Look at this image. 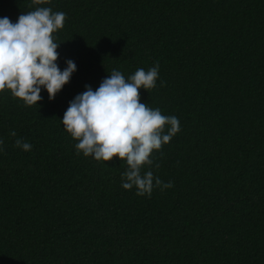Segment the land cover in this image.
Returning <instances> with one entry per match:
<instances>
[{
	"label": "trees",
	"instance_id": "trees-1",
	"mask_svg": "<svg viewBox=\"0 0 264 264\" xmlns=\"http://www.w3.org/2000/svg\"><path fill=\"white\" fill-rule=\"evenodd\" d=\"M30 4L0 0V18L15 23ZM40 7L66 14L57 64L77 68L51 101L0 93V264H264V0ZM157 62L141 102L180 131L142 172L173 186L137 196L122 188L126 163L78 155L61 120L86 85Z\"/></svg>",
	"mask_w": 264,
	"mask_h": 264
},
{
	"label": "clouds",
	"instance_id": "clouds-1",
	"mask_svg": "<svg viewBox=\"0 0 264 264\" xmlns=\"http://www.w3.org/2000/svg\"><path fill=\"white\" fill-rule=\"evenodd\" d=\"M50 0H31L35 10L23 13L13 23L8 17L0 18V93L10 91L13 99L25 106L37 105L43 99L41 90L54 100L57 93L70 81L76 71L72 60L61 70L57 64L59 44L54 34L64 27L66 14L53 12ZM159 63L147 71L139 68L127 79L118 70L103 79L94 91L86 90L69 102L62 124L77 143V154L92 157L97 162L114 158L124 161L127 170L122 174V188L136 189L137 196H151L154 187L163 191L171 188L154 176L150 169L159 163L153 153L159 152L180 131L176 116H166L159 108L153 109L141 102L140 89L150 92L156 87ZM10 136L15 137L12 131ZM3 141L0 140V145ZM15 147L31 150V144L17 139Z\"/></svg>",
	"mask_w": 264,
	"mask_h": 264
}]
</instances>
